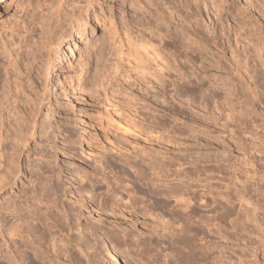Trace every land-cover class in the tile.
Listing matches in <instances>:
<instances>
[{
  "label": "rangeland",
  "instance_id": "rangeland-1",
  "mask_svg": "<svg viewBox=\"0 0 264 264\" xmlns=\"http://www.w3.org/2000/svg\"><path fill=\"white\" fill-rule=\"evenodd\" d=\"M0 69V264L21 243L9 223L33 206L21 192L31 184L41 195L58 175L72 190L58 189L65 213L50 212L48 222L70 240L71 255H53L31 240L37 234L23 240L46 264H127L131 247L115 236L166 234L113 203L136 197L154 207L157 197L139 189V178L151 177L142 156L179 191L166 198L168 210L264 183V0H1ZM95 179L97 194L122 183L103 210L74 195ZM230 248L264 264V243Z\"/></svg>",
  "mask_w": 264,
  "mask_h": 264
},
{
  "label": "bare ground",
  "instance_id": "bare-ground-1",
  "mask_svg": "<svg viewBox=\"0 0 264 264\" xmlns=\"http://www.w3.org/2000/svg\"><path fill=\"white\" fill-rule=\"evenodd\" d=\"M251 29L252 28H250V30ZM76 36L77 33L75 36L71 38L73 40L75 39L78 40ZM60 63L61 62L58 60V64ZM57 67L58 65L55 66V68ZM3 68L5 69V67ZM164 80L165 79L162 80L161 85H164L165 83ZM162 91L165 92L164 90ZM233 113L231 114L234 115ZM226 117L229 118L230 122L235 121L234 120L235 118L233 119V116L231 115H226ZM226 128L229 129L230 127L227 126ZM230 129H229V134L231 131ZM232 138L233 137H231V141L233 142ZM152 159L151 156L149 155H146V157L144 158L142 156V160L140 159L142 164L140 165L143 170L145 169L150 172L149 174L151 177L142 178L143 177L142 175L141 178L138 177L140 179L138 180L140 181L139 183H142L141 186H139V189L141 191L145 190L146 192H148V194L150 193L152 197L153 196L157 197L156 198L157 202L153 203L154 207L150 205L153 208H148V205L140 206L142 200L138 201L140 198L137 200L136 197L135 199H131V198L128 199L130 200L128 204H124V202H122V204H119V202L121 203L122 199H120V197L119 199H116V197H118L119 193L121 192V189H123L121 188L122 183L119 181H115V183L113 184L111 183V185L108 183L107 192L99 193V194H97L98 191L96 192L94 188L98 186L97 184L100 182V180L97 179H95V181L92 180V183L94 181V184H92V186L90 185L91 186L90 189L92 191H95L94 193H91L92 192L91 190L90 191L81 190L84 188L82 186L85 185L83 181L82 182L83 184L81 182L79 183L80 187L76 188L78 190L75 191L76 194H74L75 196L78 195V197L81 198L82 200L81 202L89 201V203L95 204L100 210L105 209L106 205L107 204L109 205L108 201L112 202V199L115 197L114 199L116 200H113V203L114 205L118 206V208L121 205L125 210L129 211L128 214H137V215L140 214L141 216L148 215L147 217H149L150 220L158 223V225L156 224L157 226H159L160 224V228L161 226L163 227V229L166 228L167 231L166 234L157 233L154 235L155 232L154 233L152 232L153 235H149V236L146 235L147 237L145 238H142V236H137V235L135 236L132 234V232L129 231L123 232L121 235L114 234L113 232H112L113 234L110 233L112 236L117 235L114 237V240L118 241V247L130 245L128 247L131 248H128L129 251L125 255L127 257V260L129 258L131 259L130 261L129 260L127 261L128 262L127 264H257L255 263V261L250 260V258L248 259L249 255L247 256V254H249V252L246 253L247 251L245 250L244 251L230 250L231 249L230 247L232 243L234 244L246 243V247L247 249H249L248 246L252 247V245L256 244V242L262 244L264 243V239H263L264 238V183L254 190L252 189L250 190L248 187L242 186L238 189H231L226 193H220L219 198L214 199V201H212L211 204L210 203L207 204V202H204L203 204L201 203L202 205L198 204L199 206H197L196 204H192V203L181 202L183 203L181 204L179 202L180 204H178L179 205L178 208H176L175 206L171 210H168L170 207L166 209V205H167L166 198L168 199L170 195L173 196L178 195L179 191L170 189L171 187L168 188L166 182L167 178H166L165 170L161 167V165L157 162V160L154 161ZM58 176H56L57 177L56 181L55 180L51 181L52 179L49 180L47 179L48 181L44 182L41 179V181L46 183L45 185L43 184L44 186L42 185L43 186L42 191L44 190V192H42L43 194L41 195L37 193V189H36L37 186L31 184H29L27 189L24 188L25 191H22L21 189L22 191L21 193L22 194L24 193L23 194L24 197L23 196L22 197L26 200L27 203L28 202L32 203L33 206L31 207L28 205L29 207L28 206L27 207L28 208L31 207V210H28V208H26L27 209L25 210L26 214L20 215V217H18L19 211L17 210V208L13 207L15 213L18 214L17 215L14 213L18 217V219L15 218L16 220L15 224L9 223L10 226L11 225L13 226L7 229V231L9 233L11 240H13L14 243L16 242H21V243L20 245H18L19 247L16 246L17 250L16 249L15 250L17 251V255H13L11 256V258L4 257L8 261V264H46L43 258L44 256H42V254L39 253L38 250L32 249L33 247L30 246L26 241H23L25 235L32 236V234H37L34 237L35 239L32 237L31 240L39 241V244H41L42 247L47 243L48 250L49 249H51V251L53 250L52 251L53 255L57 253V257L59 254H61V256L63 255L68 259V257L71 255L70 247L68 246L70 244V240L65 239L64 235H63L64 237L62 236L63 238H60V232L62 229H58V234H56L55 230L57 231V229L54 228L53 230V226L48 222L50 220L49 219L50 212L54 211L55 214H61L62 209L60 206L62 205H60V203H63V201L61 200L62 198L61 196L72 190V189L71 190L66 189L65 184L67 182L64 183L62 181L63 184L65 185V188L61 187L62 185L59 184ZM50 177L52 178L54 176H50ZM81 177L79 178L82 181L84 177L83 178ZM38 179L40 180V178ZM44 179H46V177H44ZM41 181L40 183H42ZM95 184L97 186H95ZM177 187L175 188L174 186L175 189H177ZM58 189L63 191V193H61V196L58 193ZM123 192H125V190H123ZM150 195L149 197H151ZM40 196H42V198ZM112 208L109 206V209ZM163 209L165 210L164 212H166V210L168 211L167 214L168 216L171 217L174 223L175 222L179 223L178 224L179 227L177 226L178 228L175 227L173 222L169 223L171 220L166 223L163 221V219H161V213L159 214L157 212L161 210L163 214L164 213L162 211ZM155 211L157 212L155 213ZM69 212L65 216L66 220L64 224L66 225V228H70V224H71L70 223L71 215ZM62 213L64 214L65 212ZM14 214L12 213V215ZM11 221L14 222V217L13 220ZM33 222H35L36 225L33 226L32 224ZM54 226L56 227L57 225ZM157 229L158 228L154 226L152 230L159 232ZM93 233L94 234H92L91 236H95L94 239L96 241L98 239L99 240L103 239L100 237V235H96L94 231ZM108 236L110 237V235ZM258 237L262 238V240L258 241ZM254 238L256 239V241L253 240ZM115 241L113 242L114 245L116 243ZM124 248L125 247H123V249ZM31 253H33V255H31ZM121 255L123 256V254ZM123 259L126 258L124 257Z\"/></svg>",
  "mask_w": 264,
  "mask_h": 264
}]
</instances>
